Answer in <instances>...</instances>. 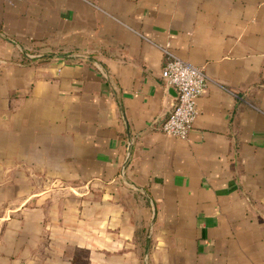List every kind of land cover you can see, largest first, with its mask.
Here are the masks:
<instances>
[{
  "label": "crops",
  "instance_id": "1",
  "mask_svg": "<svg viewBox=\"0 0 264 264\" xmlns=\"http://www.w3.org/2000/svg\"><path fill=\"white\" fill-rule=\"evenodd\" d=\"M0 264H264V0H0Z\"/></svg>",
  "mask_w": 264,
  "mask_h": 264
},
{
  "label": "built area",
  "instance_id": "2",
  "mask_svg": "<svg viewBox=\"0 0 264 264\" xmlns=\"http://www.w3.org/2000/svg\"><path fill=\"white\" fill-rule=\"evenodd\" d=\"M158 46L164 59L160 75L175 91L172 107L159 128L166 134L183 138L197 112L196 98L207 81H214L200 67L182 59L166 45Z\"/></svg>",
  "mask_w": 264,
  "mask_h": 264
}]
</instances>
